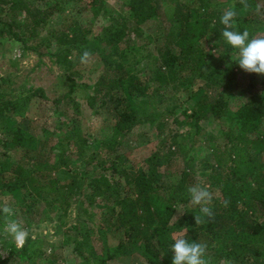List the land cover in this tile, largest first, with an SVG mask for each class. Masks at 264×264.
<instances>
[{
	"label": "trees",
	"instance_id": "1",
	"mask_svg": "<svg viewBox=\"0 0 264 264\" xmlns=\"http://www.w3.org/2000/svg\"><path fill=\"white\" fill-rule=\"evenodd\" d=\"M107 1L0 0V43L26 50L37 45L56 62L71 66L90 49L89 36L94 34L104 68L87 97L88 105L95 116L106 111L107 122H113L111 136L92 143L75 125L60 124L42 136L21 126L5 131L0 127V195L20 201L27 218L37 215L42 202L61 222L80 202L79 186L85 178L88 194L81 198L89 205L101 198L111 206L99 224L83 227L79 250H74L79 264H109L130 254L138 257L136 264H172L175 236L207 243L211 264H264V75L251 73L244 85L239 84L241 68L229 58L236 50L221 35L223 10L234 2L238 11L242 6L238 0H162L174 8L172 25L161 36H150L144 28L160 21L159 0H127L129 17L111 16L108 26L96 33L95 24L108 16ZM85 12L92 20L83 23ZM57 15L63 22L46 30ZM244 29L251 36H264V16L239 15L237 30ZM67 78L72 92L76 80ZM196 82L203 86L192 94L200 97L192 113H178L184 106L176 92ZM2 83L0 122L10 113L27 115L24 108L32 106L29 103L46 99L44 91L33 88L26 98L12 97L7 93L14 91L9 82ZM205 116L218 126L217 135L210 133L204 140L213 162L205 165L203 184L214 193L215 217L196 225L199 207L190 204L187 194V187L197 183L194 157L185 155L180 170L175 166L185 142L195 149ZM145 123L157 131L158 146L140 167L126 168L119 163L124 157L119 151ZM190 126V134L181 140L178 130ZM171 168L173 173L168 172ZM222 200H229V205L224 207ZM107 220L123 236L114 250L101 242ZM28 244L35 242L28 239L22 249L11 250L14 259L28 253ZM10 261L0 255V264Z\"/></svg>",
	"mask_w": 264,
	"mask_h": 264
},
{
	"label": "rangeland",
	"instance_id": "2",
	"mask_svg": "<svg viewBox=\"0 0 264 264\" xmlns=\"http://www.w3.org/2000/svg\"><path fill=\"white\" fill-rule=\"evenodd\" d=\"M126 1L108 0V16L102 18L98 25L95 24V27H93L94 32L97 33L100 28H106L109 24L108 18L111 16L122 14L129 17V12L124 5ZM257 3L264 5V0H249L251 8L248 10L240 9V15H245L247 12L251 15H256L254 9ZM64 11L68 15L72 12L70 7L65 6ZM173 12L174 8L171 4L159 0L160 21L146 26L144 28L145 34L161 36L164 28L172 25ZM63 20V17L55 16L47 25L46 30L59 26ZM81 20L85 23L86 21H91L92 17L88 12H85ZM42 34L47 33L44 31ZM94 37V34L89 36L91 43L89 51L95 58L87 65L80 63L81 55L74 59L71 66H68L56 62L55 58L46 55V51H42L43 49L39 46L37 48V45L31 46V44L28 46L30 49L26 50L19 44L11 42L0 43V85L3 84L2 80L9 82L11 89L14 91L7 90V93H11L12 97L18 96L20 98L22 96L26 98L30 94L28 92L29 88H33L34 92H38V90L44 91L46 97V99L38 98L36 102L29 103L32 106L24 108L27 113L29 111L27 115L16 116L13 113L7 114L0 122L1 129L5 131L13 126H21L29 129L35 136H42L45 134L44 130L56 131V128H61L60 124H62V128L75 125L81 134L87 136L89 143L110 137L113 122H107L109 118L107 112L105 111V113L95 116L92 109L89 108L87 100V97L92 95L93 85L104 68L102 60L96 55L95 45L97 42ZM150 52L154 54L155 46H151ZM231 55L229 58H231ZM220 63L221 61L215 65L220 66ZM146 64V60L142 62L143 67ZM237 72L240 74L238 83L244 85L249 80L251 73H247L242 69ZM67 76L75 79L77 83V86L72 88V92H70L71 85ZM202 86V82H196L193 86L182 87L176 92L175 97L179 98V102H182L184 106L178 113L183 112L185 109L189 110L187 111L188 114L192 113L191 108L200 98L192 94H196ZM209 95L215 96V93L209 91ZM14 99L12 100L14 101ZM200 124V138L195 149L185 142L186 146L183 147V154L180 156L175 170H180L179 167L185 155L191 154L194 157L192 161L194 170L196 168L195 179L197 182H204L206 177L203 174L208 172L205 169V165L213 162L212 154L206 149L204 140L208 134H216L218 126L211 116L203 117L200 120ZM191 128V126L189 128L182 127L178 130L179 136L182 137L181 140L184 139L183 134H190ZM126 143V147L119 151L120 155H124L119 163L126 168L131 166L140 167L158 146L157 131L145 123L128 136ZM175 170L171 168L168 172L173 173ZM80 172H83V170H80ZM87 185L86 179H82L79 186L80 189H83L82 194L77 197L80 202H75L68 209L67 216L61 222L53 214L49 213L42 202L36 207L39 213L37 212V215L32 218H27L28 215L23 213L20 201L9 194L0 195V204L6 202L16 210V218L29 231V239L35 242L34 245H27L28 253L14 259L11 250L18 251L25 245L17 247L11 238L0 235V255L4 260H11L7 264H79L81 258L74 250H79V239L83 227L89 223L99 224L106 217V212L111 206V204L101 198H98L92 205L85 202L81 196L88 194V191H85L88 188ZM104 225L105 229L101 242L106 241L107 245L114 250L121 242L123 236L121 232L115 231L114 224L110 220H107ZM75 227H78V229L75 230ZM2 230L3 213H0V232ZM35 249L37 252L32 254ZM130 255L119 256L109 264H136L139 262L136 254ZM222 264L237 263L234 260H226Z\"/></svg>",
	"mask_w": 264,
	"mask_h": 264
},
{
	"label": "clouds",
	"instance_id": "3",
	"mask_svg": "<svg viewBox=\"0 0 264 264\" xmlns=\"http://www.w3.org/2000/svg\"><path fill=\"white\" fill-rule=\"evenodd\" d=\"M242 6L241 10L251 8L249 0H238ZM255 13L264 16V5L257 3L254 9ZM240 11L236 8L234 2L231 7L223 10L220 16V23L223 25L221 32L223 40L230 45L236 52L231 55V59L235 60L239 67L247 73H255L264 75V36H251L248 29L242 32L237 30V18ZM212 27H215L213 21ZM92 60L91 51L85 49L81 56V64L87 65ZM264 95V93H262ZM187 194L190 198V204L199 207V213L194 216L196 225L205 223V218L214 220L215 213L213 211L212 202L214 193L203 182H197L187 187ZM229 200H222L224 207L229 205ZM0 213H3V235L15 243L17 247H23L29 239V231L23 227L22 222L16 218V210L8 203L0 204ZM174 243L171 246L172 264H211L208 256V244L188 240L184 236L173 237Z\"/></svg>",
	"mask_w": 264,
	"mask_h": 264
}]
</instances>
